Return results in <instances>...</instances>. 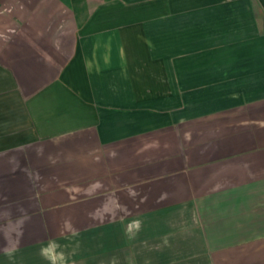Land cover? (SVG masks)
<instances>
[{
    "label": "crops",
    "instance_id": "1",
    "mask_svg": "<svg viewBox=\"0 0 264 264\" xmlns=\"http://www.w3.org/2000/svg\"><path fill=\"white\" fill-rule=\"evenodd\" d=\"M0 264H264V0H0Z\"/></svg>",
    "mask_w": 264,
    "mask_h": 264
}]
</instances>
